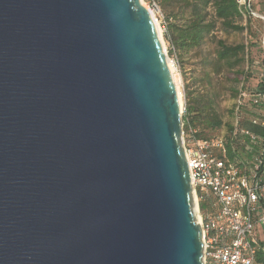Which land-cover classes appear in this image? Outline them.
Instances as JSON below:
<instances>
[{"label":"water","instance_id":"water-1","mask_svg":"<svg viewBox=\"0 0 264 264\" xmlns=\"http://www.w3.org/2000/svg\"><path fill=\"white\" fill-rule=\"evenodd\" d=\"M180 112L140 0H0V264H203Z\"/></svg>","mask_w":264,"mask_h":264},{"label":"built area","instance_id":"built-area-1","mask_svg":"<svg viewBox=\"0 0 264 264\" xmlns=\"http://www.w3.org/2000/svg\"><path fill=\"white\" fill-rule=\"evenodd\" d=\"M140 1L158 9L155 0ZM237 3L245 6V0ZM251 67L254 91L239 86L228 126L201 132L183 118L181 107V145L203 264H264V67Z\"/></svg>","mask_w":264,"mask_h":264},{"label":"trees","instance_id":"trees-1","mask_svg":"<svg viewBox=\"0 0 264 264\" xmlns=\"http://www.w3.org/2000/svg\"><path fill=\"white\" fill-rule=\"evenodd\" d=\"M158 2V0H155ZM163 0H161L162 2ZM185 6L180 15L169 13L163 16V40L168 45V56L176 62L183 63V57L191 50L199 48L205 40L215 30V22H219L224 31L243 32L246 28L240 25L243 15L249 20L251 17L250 10L239 6L237 0H181ZM146 2V1H145ZM171 2V0H165ZM159 4V2H158ZM250 8V4H248ZM213 8L214 21H209L208 8ZM264 8V6H263ZM187 9V11H184ZM187 12V16L185 13ZM180 17V18H179ZM183 22V23H182ZM257 46L251 42L249 47ZM218 50L216 52V61L213 71L219 74L221 69H226L228 72L234 73L236 78L235 83L239 82L238 76L242 75V67L246 55L249 54L247 46L243 43L235 45H226L223 41H217ZM262 50V49H261ZM260 51V48H259ZM249 62V65L264 67V59ZM247 81H240L243 89L248 92L254 91L253 72L248 70L244 73ZM209 75L207 74V77ZM238 83V84H239ZM239 88V87H238ZM238 88L233 91V99L238 94ZM200 96V95H199ZM184 116L188 118L192 126L198 127L201 132L204 130L215 131L228 126L230 120L231 109L227 120L223 121L212 108L211 101L204 102L201 97L194 95L192 92H184ZM231 108V107H230ZM198 137H201L200 135ZM205 202H200V210H204Z\"/></svg>","mask_w":264,"mask_h":264},{"label":"rangeland","instance_id":"rangeland-1","mask_svg":"<svg viewBox=\"0 0 264 264\" xmlns=\"http://www.w3.org/2000/svg\"><path fill=\"white\" fill-rule=\"evenodd\" d=\"M159 2V4H158ZM158 9L150 8L145 1L142 3L148 8L158 24L160 30L161 42L166 53V58L172 63L174 68V75L178 79V87L180 90V96L184 107V92H192L194 95L201 97L204 102L211 101L213 110L222 117L223 121L227 120L229 115V109L233 100V91L240 86V81H247L245 78V72L252 70L249 62L260 61L264 59V0H245V8L248 10V4H250L251 17L248 20L246 15H243L240 25L246 29L243 32H231L224 31L219 22H215V30L205 40V42L196 49L189 51L183 57V63H175L168 56V45L163 40V16L173 13L180 15V11L185 7L181 0H171L166 2L158 0ZM187 11V9H184ZM208 20L214 21L213 8H208ZM187 16V12L185 13ZM180 18V17H179ZM183 23V22H182ZM223 41L226 45H235L243 43L247 46L248 55L244 56L245 61L242 67V75L238 76L239 84L235 83L234 79L236 75L228 72L225 68L221 69L220 73H214V63L216 61V52L218 50L217 41ZM254 42L257 44L255 47H249V44ZM260 48V51H259ZM262 49V50H261ZM184 64V68H183ZM248 68V70H246ZM207 74L209 75L207 77ZM249 81L256 80L254 78H248ZM255 85V84H254ZM200 95V96H199ZM193 210V208H192ZM196 215V211L193 212Z\"/></svg>","mask_w":264,"mask_h":264},{"label":"bare ground","instance_id":"bare-ground-1","mask_svg":"<svg viewBox=\"0 0 264 264\" xmlns=\"http://www.w3.org/2000/svg\"><path fill=\"white\" fill-rule=\"evenodd\" d=\"M142 3V2H141ZM142 5L144 6V4L142 3ZM144 8H146L145 6H144ZM146 10L148 11V14H149V16H150V18L152 19V21L154 22V25H155V27H156V31H157V34H158V38H159V40H160V42H161V36H160V30H159V28H158V24H157V22L155 21V19H154V17H153V14H152V12L148 9V8H146ZM162 43V42H161ZM162 47H163V45H162ZM164 49V48H163ZM167 64H168V68H169V71H170V74H171V77H172V80H173V82H174V85H175V88H176V92H177V96H178V101H179V106H180V108L183 106V104H182V100H181V96H180V90H179V87H178V79L176 78V76L174 75V68H173V65H172V63L167 59ZM196 211V207H195V204H193V212H195ZM197 220V219H196Z\"/></svg>","mask_w":264,"mask_h":264},{"label":"crops","instance_id":"crops-1","mask_svg":"<svg viewBox=\"0 0 264 264\" xmlns=\"http://www.w3.org/2000/svg\"><path fill=\"white\" fill-rule=\"evenodd\" d=\"M183 68H184V64H183Z\"/></svg>","mask_w":264,"mask_h":264}]
</instances>
